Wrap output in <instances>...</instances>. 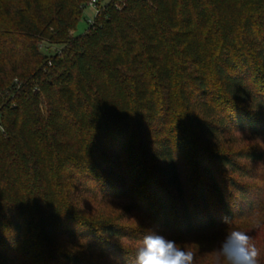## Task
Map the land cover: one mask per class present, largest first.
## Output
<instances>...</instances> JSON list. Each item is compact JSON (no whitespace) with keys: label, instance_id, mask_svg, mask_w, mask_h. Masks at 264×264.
Segmentation results:
<instances>
[{"label":"trees","instance_id":"1","mask_svg":"<svg viewBox=\"0 0 264 264\" xmlns=\"http://www.w3.org/2000/svg\"><path fill=\"white\" fill-rule=\"evenodd\" d=\"M89 1L0 0V264H114L152 228L222 264L192 239L264 223V0H98L76 36Z\"/></svg>","mask_w":264,"mask_h":264},{"label":"rangeland","instance_id":"2","mask_svg":"<svg viewBox=\"0 0 264 264\" xmlns=\"http://www.w3.org/2000/svg\"><path fill=\"white\" fill-rule=\"evenodd\" d=\"M106 1H108V0H106ZM95 15H96V9L93 6L88 4L83 9L82 16H81L78 24L76 25L75 29L73 30V34L77 36V35H81V34L85 33V31L89 28L90 24L93 22ZM43 46L46 47V48H44V50L48 51V53H50V54H53L56 49L60 48L59 45H52V46L50 45L49 46L46 43H43ZM47 48L49 50H47ZM249 142L255 144L258 148H262L264 150V136L260 137L257 140H254V139L250 140ZM181 168L184 172L185 184L192 185L194 183L193 177H191L192 176L191 174H193V169L190 168L189 160L186 159L185 156H183L181 158ZM255 168L257 170V173L260 174L263 178L262 181L258 180L255 182H257L259 184V186L261 187L260 192L264 193V162L257 164L255 166ZM49 176L50 175H48V177ZM51 181H53V179H51ZM74 188L79 190L78 186H74ZM81 192L84 194L82 188H81ZM106 205L108 207L107 210L109 212L115 208V204L113 201L110 204L108 203ZM95 206L96 205H94V209H93V206H91V208L93 210H95ZM101 211H103V210L101 209ZM139 218L140 217H138V219ZM141 224L143 226H141V228H137L136 225H134V223H133L134 229L146 230V228H144L146 223H145V225L143 223H141ZM152 229L153 230L149 231L150 232L149 234H156L155 228H152ZM233 230H238V231H242V232L246 233L251 238L250 242L259 251V256L257 258V264L264 261V223H262L258 220H256V221L255 220L242 221V222H239L237 224H234L233 226L226 227V229H222V230L216 231L214 233H210L208 235L198 236L195 239H192L193 245H196L202 249H207V248H210V249L214 248V250L220 249L222 243L225 240V237ZM139 238L143 239L144 236L140 235ZM120 243H121V245H120V247H118L119 249H117L115 252H113V255H114L113 257H115L114 260L116 261V263H114V264H136V250L139 247L141 241H135V238H133V239L130 238V239H124V240L120 241Z\"/></svg>","mask_w":264,"mask_h":264},{"label":"clouds","instance_id":"3","mask_svg":"<svg viewBox=\"0 0 264 264\" xmlns=\"http://www.w3.org/2000/svg\"><path fill=\"white\" fill-rule=\"evenodd\" d=\"M244 232L233 230L221 245L222 264H257L258 249ZM136 264H193V254L173 240L157 234L146 235L136 250Z\"/></svg>","mask_w":264,"mask_h":264},{"label":"built area","instance_id":"4","mask_svg":"<svg viewBox=\"0 0 264 264\" xmlns=\"http://www.w3.org/2000/svg\"><path fill=\"white\" fill-rule=\"evenodd\" d=\"M88 4L96 9V14L100 11V8L103 6V4H100L98 0H90Z\"/></svg>","mask_w":264,"mask_h":264}]
</instances>
